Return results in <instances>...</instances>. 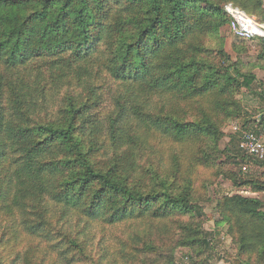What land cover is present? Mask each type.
Listing matches in <instances>:
<instances>
[{"label": "trees", "instance_id": "16d2710c", "mask_svg": "<svg viewBox=\"0 0 264 264\" xmlns=\"http://www.w3.org/2000/svg\"><path fill=\"white\" fill-rule=\"evenodd\" d=\"M226 4L264 24V0H0V264H264V161L220 148L264 130L240 98L264 41L234 61ZM218 178L252 196L216 200L235 253L214 263Z\"/></svg>", "mask_w": 264, "mask_h": 264}, {"label": "rangeland", "instance_id": "374dc122", "mask_svg": "<svg viewBox=\"0 0 264 264\" xmlns=\"http://www.w3.org/2000/svg\"><path fill=\"white\" fill-rule=\"evenodd\" d=\"M230 21L227 25H225L221 29V36L225 40V49L227 53L231 56V58L236 61L238 58L236 57L235 53L232 50V44L237 42H245L247 52L243 54L242 59L240 60L241 64H244L246 67H249L251 64H255L256 57L259 54L260 50V42L258 40H249L244 39L242 37L236 36L233 32L229 29ZM263 62V61H262ZM254 73L257 76L258 81H256L252 86V94L249 96H240L243 100V104L250 110L256 107H263L264 110V101L258 96V94L263 95L264 93V82H260L264 78L263 71L260 68H255ZM258 120V116L256 117ZM232 126H237L235 123H230L229 125L225 126L223 131L225 137L222 139L220 143V148L224 149L229 137L234 134L232 131ZM239 128V127H238ZM250 131V130H248ZM262 135V142L264 143V130L260 132ZM230 168V167H229ZM246 168L244 172H251L256 171L258 168L254 165L253 162H250L243 167ZM206 201L200 204L201 211L208 216H211L213 220H206L203 225V228L206 233V237L208 240H213L214 248L209 253L210 259L217 263L219 257L224 254H234V249L232 248L230 240L226 237L225 234V224L217 225L216 222L219 220L215 211H213L215 202L218 198L225 196V195H234L235 193H240L243 196H252L251 194H246L242 192L236 191L234 187L230 184V182L224 179H217L214 184L210 185L206 188ZM175 258L178 262H182L183 264H190V260L192 258L191 252L186 248H179L175 253ZM223 263V261H221Z\"/></svg>", "mask_w": 264, "mask_h": 264}, {"label": "built area", "instance_id": "2783aa9c", "mask_svg": "<svg viewBox=\"0 0 264 264\" xmlns=\"http://www.w3.org/2000/svg\"><path fill=\"white\" fill-rule=\"evenodd\" d=\"M223 10L230 18L229 29L233 32V34L244 39L255 38L264 41V24L258 23L253 17H249L243 11L231 4L224 5ZM231 129L234 133H239V146L245 155L256 161L263 162L264 143L262 142V135H257L248 130L242 131L237 126H232ZM245 170L246 168H243V171ZM240 192L250 194L247 190H242Z\"/></svg>", "mask_w": 264, "mask_h": 264}, {"label": "bare ground", "instance_id": "6f19581e", "mask_svg": "<svg viewBox=\"0 0 264 264\" xmlns=\"http://www.w3.org/2000/svg\"><path fill=\"white\" fill-rule=\"evenodd\" d=\"M247 22H248V20H247Z\"/></svg>", "mask_w": 264, "mask_h": 264}]
</instances>
